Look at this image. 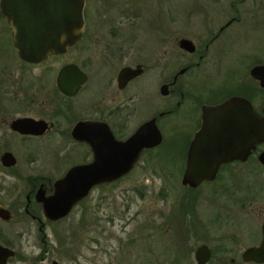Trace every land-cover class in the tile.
I'll use <instances>...</instances> for the list:
<instances>
[{
  "label": "flooded vegetation",
  "instance_id": "af4514ba",
  "mask_svg": "<svg viewBox=\"0 0 264 264\" xmlns=\"http://www.w3.org/2000/svg\"><path fill=\"white\" fill-rule=\"evenodd\" d=\"M127 3L129 7L143 9L141 0ZM156 11L161 17L165 7L159 5ZM172 12L164 16L168 22L175 18ZM136 15L138 20L132 21L135 23H126L122 32L108 37L86 35L84 23L75 44L61 52L26 60L14 44L12 25L0 11L4 22L0 23L3 33L0 37L6 38L12 49V52L3 51L0 42V207L9 213L7 219L0 217V222L9 223L18 216L29 224L25 233L30 238L29 249L25 257L21 256L26 264H64L65 257L69 258L68 264H83L77 253L80 239L72 232L61 235L53 231L50 236L49 225L63 223L78 208L82 218L88 210L95 214L97 206L92 197L95 189L126 176L143 161L156 160L157 165L166 170L158 156L167 144V135L172 136V140L169 139L174 160L172 171H178V176L181 172V187L188 191L178 198L171 219L176 218L175 211L183 212L188 219V215H199L202 210L207 220V227L203 225L206 236L213 235L214 230L225 224L229 226L225 231L222 228L220 234L214 233V245L202 242L195 247L194 253L198 246L205 244L210 251L207 264H264V136L257 141L258 120L264 122V67L254 69L264 66V54L242 53L237 65L228 69L218 83L210 85L207 81L217 73L223 45L219 42L215 46L220 47V57L213 64L210 63V47L232 23L220 26L216 33L209 27L202 44L197 47L190 38L177 36V23L155 20L144 23V14L137 11ZM145 30L153 35V53L148 55L141 36ZM183 38L193 42V52L179 47V40ZM176 47L180 48V54ZM74 49L76 55L66 60L67 54ZM134 53H137V60L125 63ZM124 67L138 68L141 72L120 87L118 75ZM67 68H71L67 70L68 75ZM199 73L204 75L201 85L197 82ZM93 74L98 75L96 79L103 80L101 84L96 83L94 89L90 85ZM147 74L154 76L158 103L154 98L149 103L150 95L141 87H135L134 82ZM224 103H237V107L229 108L217 125L213 121L209 124L210 130L203 142L207 148L203 149L205 154L199 152L204 156L202 165H198L207 168L216 159L215 155L207 153L213 144H219V151L234 155L219 164L212 177L196 186L185 185L182 179L188 163L199 162L201 158L194 143L206 119L203 114L216 111V106ZM243 105H248L247 109ZM186 106L192 110L188 109V115L192 116L183 117L180 132L175 133L170 128L164 132L162 122L176 116ZM152 119L162 136L158 145L143 148L125 175L91 186L64 216L49 218L45 204L55 194L56 181L70 169L94 160L91 143L74 132L77 124L104 123L115 140L125 141ZM88 134L96 135L97 132ZM210 136L217 137L218 142L210 140ZM178 176L175 175L176 183ZM217 200L221 201L220 205L215 204ZM216 210L226 214L218 222L211 214ZM233 214H237L238 219ZM23 234L20 232L19 236ZM0 239L4 241L1 245L13 251L5 264L20 257L21 245L17 247ZM247 251L261 254L251 256ZM173 258L171 264H178Z\"/></svg>",
  "mask_w": 264,
  "mask_h": 264
},
{
  "label": "rangeland",
  "instance_id": "374dc122",
  "mask_svg": "<svg viewBox=\"0 0 264 264\" xmlns=\"http://www.w3.org/2000/svg\"><path fill=\"white\" fill-rule=\"evenodd\" d=\"M128 1L85 0V34L106 37L116 35L123 31L126 23H135L132 21L138 20V17L134 15L141 11L144 23H150V20L151 23L154 20L160 23H177V36L190 38L199 47L209 27L216 33L220 26L232 20L220 39L210 47V63L213 64L220 57V47L216 48V45L219 42L220 46L223 45L217 73L207 81L210 85L218 83L228 69L235 67L242 53L264 54V0H141L142 10L129 7ZM159 5L165 7V13L161 17L156 11ZM170 10L175 18L168 22L165 17ZM0 23H4L1 17ZM90 25L93 26L91 29ZM141 36L146 46V55L153 53L152 33L145 30L141 32ZM0 42L3 43V51L12 52L6 38L0 37ZM175 50L181 53L179 47ZM75 51L74 49L67 54L66 60L73 59ZM137 57V53H134L125 59V63H132ZM150 74L136 80L135 87H141L150 95L147 98L149 103L153 98L158 103L160 100L155 93V79ZM96 76L98 75L93 74L91 77L90 85L93 89L96 83L103 82L101 78L96 79ZM203 81L204 75L199 73L197 82L201 85ZM87 98L84 97L85 100ZM188 109L191 110L186 106L176 116L166 118L161 125L163 131L167 133L170 128L175 133L180 132L183 117L192 116L188 115ZM166 139L167 144L158 159L167 171L162 170L164 168L158 166L156 160L141 162L140 166L126 176L95 189L92 195L97 206L95 214L88 210L86 217L82 218L78 208L63 223L49 225V235H53V231L61 235L70 232L76 235L80 239L78 259L83 264H171L173 257L178 264H190L194 261V249L197 245L202 242L214 245V233L220 234L222 228L225 231L229 226L225 224V227L214 230L213 235L206 236L203 225L207 227V220H204L202 210L199 219L198 213H194L192 217L188 215L189 218L186 219L181 211H175L176 218L171 219L172 209H176V204L179 203L178 198L187 195L188 191L181 187V172L178 176V171H172V136L166 135ZM175 175L178 176L177 183ZM220 203L218 200L215 202L216 205ZM89 205L87 203V207ZM211 214L217 222L226 216L224 212L217 210ZM233 215L238 219L237 214ZM28 228L29 224L21 221L18 216L13 217L9 223L0 222V237L9 244L14 243L17 247L21 245L20 257L16 256L8 264H26L21 256L25 257L29 249L30 238L25 234ZM20 232L24 233L22 237L19 236ZM0 242L4 244L1 239ZM64 261V264H68L69 258L65 257Z\"/></svg>",
  "mask_w": 264,
  "mask_h": 264
},
{
  "label": "water",
  "instance_id": "95a60500",
  "mask_svg": "<svg viewBox=\"0 0 264 264\" xmlns=\"http://www.w3.org/2000/svg\"><path fill=\"white\" fill-rule=\"evenodd\" d=\"M83 9V0H0V11L13 28L14 44L20 56L26 60L41 58L48 53L61 52L67 46L75 44L84 28ZM179 47L189 52L195 50L193 42L186 38L179 40ZM260 67L264 66H257L254 69H262ZM68 69L71 68L66 69L67 75ZM140 72L138 68H122L118 75L119 86H123L125 81ZM235 107L237 103H224L217 105L216 111L203 114L206 119L195 138L194 145H197L195 151L205 154L203 149L207 147H204L203 142L207 139L209 124L213 121L214 125H217L220 118L228 114L229 108ZM243 107L247 109L248 105ZM74 132L79 138L91 143L94 149V160L89 164L70 169L62 179L56 181L55 194L45 204L46 213L50 219L64 216L71 205L83 197L94 184L116 180L125 175L132 168L140 151L143 148L158 145L162 138L154 119L142 124L125 141L115 140L108 126L100 122H81L75 126ZM90 132H97V134H88ZM263 136L264 122L258 120L257 141H260ZM209 139L217 140V142L219 140L213 136ZM219 147L218 143L213 144L212 150L207 151L216 158L209 167L203 168L198 165L203 162L204 154L202 153H199L201 157L199 162L188 163L183 174V184L196 186L203 179L212 177L218 165L234 155L227 151H219ZM8 216L7 210L0 207V217L7 219ZM247 253L251 256L261 254L255 251H247ZM12 255V250L0 244V264H5L7 258ZM209 257L208 247L202 244L196 248L195 262L192 264H207Z\"/></svg>",
  "mask_w": 264,
  "mask_h": 264
}]
</instances>
